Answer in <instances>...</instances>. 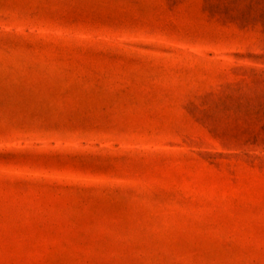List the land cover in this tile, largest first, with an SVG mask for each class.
I'll return each instance as SVG.
<instances>
[{
	"label": "rangeland",
	"instance_id": "obj_1",
	"mask_svg": "<svg viewBox=\"0 0 264 264\" xmlns=\"http://www.w3.org/2000/svg\"><path fill=\"white\" fill-rule=\"evenodd\" d=\"M0 264H264V0H0Z\"/></svg>",
	"mask_w": 264,
	"mask_h": 264
}]
</instances>
